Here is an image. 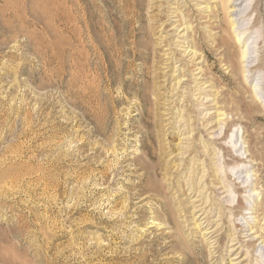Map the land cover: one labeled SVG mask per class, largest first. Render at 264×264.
Listing matches in <instances>:
<instances>
[{"label":"rangeland","instance_id":"374dc122","mask_svg":"<svg viewBox=\"0 0 264 264\" xmlns=\"http://www.w3.org/2000/svg\"><path fill=\"white\" fill-rule=\"evenodd\" d=\"M216 3L0 0V264H264V0L233 71Z\"/></svg>","mask_w":264,"mask_h":264},{"label":"bare ground","instance_id":"6f19581e","mask_svg":"<svg viewBox=\"0 0 264 264\" xmlns=\"http://www.w3.org/2000/svg\"><path fill=\"white\" fill-rule=\"evenodd\" d=\"M244 0H216V8H215V10H212L211 9V18H214V20L215 21H217L218 23H217V25L218 26H221V22H220V20H219V16H220V13H223L224 15H225V19L228 21V23H229V25H230V30H232V35H233V43H231L230 41H228L227 39H225L224 37H222V39L220 40V41H215L214 40V43H213V46L215 47V50L216 51H218L220 54H221V58L223 59V62H226V66L228 65L229 66V68H230V71L232 70L233 71V66L232 65H230L231 63H232V61H231V53H230V47H232L233 45L232 44H234L235 46H238V47H240V51L237 53V57L241 60V62H242V64L244 63V62H248V54L250 53L249 51H248V48L246 47V48H244V47H242V45H241V42L243 41V42H245V40H243L242 39V34L240 33V32H238V31H235L234 29H235V26L237 25V22H236V20L234 19V15H236V14H234L235 13V11H237L238 10V8H239V6L242 4V2H243ZM208 17V16H207ZM262 17V16H261ZM186 29H188V28H186ZM221 37V36H220ZM228 38V37H227ZM196 41V40H195ZM194 42V41H193ZM198 49H196L195 48V50H194V56H196L197 54H198ZM203 56V54H200V57H202ZM239 63V62H238ZM235 67V66H234ZM242 67V66H241ZM243 68H245V67H243ZM199 69H201L200 70V72L202 73L204 70H202L203 69V66H201ZM239 72V74H243V73H246L247 74V72H249L248 70H246V69H242V70H240V71H238ZM246 74H244V75H242V77H243V79L245 80V78H247L248 77V75H246ZM257 90H258V85H256L255 86V88H254V90H252V91H250V95H251V97H252V99H253V101L254 102H256L257 104H258V99H257V95H256V92H257ZM227 107H228V105H227ZM226 106H224L223 105V108L221 109V111L219 112V114H218V116H225L224 117V119H220L219 118V123L221 122V121H228L229 120V115H230V113L231 112H233L234 110H232V109H228ZM219 109V108H218ZM262 109H264V108H262ZM236 111H234L235 113H236V115L237 114H240L239 112H237L238 111V109H235ZM240 116H241V114H240ZM243 117V116H242ZM233 124V123H232ZM243 139H244V143L245 144H247L248 143V140H247V138L246 137H242ZM193 146V145H192ZM193 151H195L194 149H193ZM192 151V152H193ZM250 150L248 149V150H246V153L247 152H249ZM197 153V152H196ZM237 157V156H236ZM235 158V157H234ZM255 158V157H254ZM249 159V162H250V164L252 165V163L255 161V159H253V157L252 156H247L246 157V160H248ZM241 162H246V161H241ZM240 163V162H239ZM207 164V163H206ZM208 165H209V163H208ZM238 166H239V164H238ZM207 167V166H206ZM210 167V166H209ZM229 177V176H228ZM258 181H260V180H258ZM218 183H222V181L221 182H218ZM238 185V187H241V184L240 183H237ZM218 185V184H217ZM222 185V184H221ZM213 187V186H212ZM223 187H225V185H223L221 188H223ZM248 187V186H247ZM254 190H256V188H254ZM198 206V205H197ZM209 206V205H208ZM223 206V205H222ZM254 206H256V205H253V206H251V207H254ZM262 206H264V202H261L260 204H258L256 207L257 208H252V209H254L255 210V213L253 212L252 214H258V210H263L264 208L262 207ZM227 207V206H226ZM203 209V208H202ZM264 211V210H263ZM262 219L263 218H261L259 215H257V216H255L254 217V221L256 222V224H251V222H248L247 221V223H249V231H250V235H248V236H250L252 239H255V242L257 241V240H260L261 241V243L264 245V224H263V222H262ZM264 220V219H263ZM253 221V222H254ZM200 225V224H199ZM248 226V225H247ZM212 231V230H211ZM206 233H211V232H206ZM256 244V243H255Z\"/></svg>","mask_w":264,"mask_h":264}]
</instances>
